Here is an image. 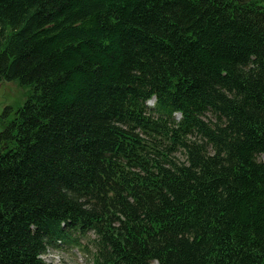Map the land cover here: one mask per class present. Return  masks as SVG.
I'll list each match as a JSON object with an SVG mask.
<instances>
[{"label": "trees", "instance_id": "trees-1", "mask_svg": "<svg viewBox=\"0 0 264 264\" xmlns=\"http://www.w3.org/2000/svg\"><path fill=\"white\" fill-rule=\"evenodd\" d=\"M5 81L0 264H264V0H0Z\"/></svg>", "mask_w": 264, "mask_h": 264}, {"label": "rangeland", "instance_id": "rangeland-1", "mask_svg": "<svg viewBox=\"0 0 264 264\" xmlns=\"http://www.w3.org/2000/svg\"><path fill=\"white\" fill-rule=\"evenodd\" d=\"M30 88L19 86L17 82H1L0 83V118L4 110L7 108L17 109L23 106ZM153 103H150V107ZM2 126L0 124V131ZM183 159V154L178 155ZM264 159V158H263ZM93 238L83 241L82 247L77 249L62 248L49 249L44 255V260L51 264H94V256L96 249L92 244Z\"/></svg>", "mask_w": 264, "mask_h": 264}]
</instances>
